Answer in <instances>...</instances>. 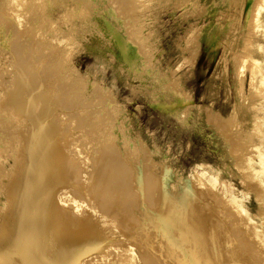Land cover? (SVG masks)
Listing matches in <instances>:
<instances>
[{
  "label": "rangeland",
  "instance_id": "374dc122",
  "mask_svg": "<svg viewBox=\"0 0 264 264\" xmlns=\"http://www.w3.org/2000/svg\"><path fill=\"white\" fill-rule=\"evenodd\" d=\"M248 1H28V5L42 8L41 12H20L22 26L7 21L4 29L7 32L14 24L21 33L8 39L21 36L30 42L23 51L27 47L31 50L30 58L37 64L35 69L40 68L37 71L49 85L47 89L61 94L62 104H51L56 111L55 121L66 128L57 141L63 148L76 145L82 166H87L85 159L92 156L93 150L102 148L111 151L114 158L127 157L131 164H139L135 165L137 172L131 168L133 180L137 179L131 181L135 186H139L142 172L153 176L156 172L157 180L167 172L176 183L167 192L161 190L173 202L176 200V210L183 211L186 197L192 204L206 198L203 204L207 207L208 203L209 210L210 205L215 206L210 210L212 214L218 212L209 218L211 223L221 227L225 220L219 215L223 214L230 224V247L234 244L231 251L243 253L239 254V264H264V229L253 218L263 213L264 206V193L260 191L264 183V123L260 125L263 132L255 134V125L248 122L254 106L248 100L256 99L249 91V72L242 92L236 90L233 78L237 70L233 56L241 52L242 37L248 31ZM210 21L215 24L209 32ZM206 31L209 37L204 41L201 37ZM119 36H123V42ZM128 38L125 43L129 47L124 49ZM8 39L5 51L0 49V96L13 82L14 60L7 52ZM40 84L43 89L45 84ZM91 165L89 162V173ZM87 185L81 181L70 188L71 192L85 191L81 203L86 207L84 216L96 228L86 237L91 245L86 246L84 255L100 251L97 255H102V260L98 264H141L133 258L131 242L133 239L138 247L147 248L161 241L162 235L153 234L149 245L137 235L152 233L158 226L152 219L157 213L154 215L153 210L143 206L141 198L137 199L135 193L139 190L134 186L129 205L109 212L102 210ZM187 185L197 187V194H190ZM138 204L142 206L135 208ZM147 210L149 217L144 215ZM135 223L140 224L134 230ZM169 260L163 263L170 264Z\"/></svg>",
  "mask_w": 264,
  "mask_h": 264
},
{
  "label": "bare ground",
  "instance_id": "6f19581e",
  "mask_svg": "<svg viewBox=\"0 0 264 264\" xmlns=\"http://www.w3.org/2000/svg\"><path fill=\"white\" fill-rule=\"evenodd\" d=\"M28 1L38 4L39 0H0V49L2 51L3 49L5 51L6 42L10 36L14 37L15 34L21 33L17 28L15 29L14 24H12L13 29L10 26L11 30L6 32L4 26H7V21L18 23L17 26L20 27L23 22L20 12L24 15L41 12L42 8L34 4L28 5ZM248 2L245 11L248 31L246 37H242L241 52L233 56L237 65L233 78L236 80V83L234 82L237 85L236 90L242 92L245 74L249 72V91L256 99L248 100L254 105H250L253 109H250V121L248 122L255 125L251 127L255 134H261L263 128L260 125L264 123V0ZM78 12L80 16H84L81 11ZM113 15L111 13L110 16ZM214 24L212 21L208 23L209 32ZM120 36L119 38L123 37ZM208 37L209 33L206 31L201 38L207 41ZM19 38L8 39L10 41L9 47L7 45L9 48L7 52L11 53L12 58H10L15 61V63L13 61L14 67L12 66L14 68L13 82L8 89L2 88L4 92L0 96V264H98V261L102 260V255H97L101 253L100 251L94 253L95 255H84L86 246L91 245L88 243L90 239L86 241V237L92 235L96 228L93 224V226L89 224L90 218L84 216L86 207L81 203L86 197L85 191H70L72 186L81 181L84 186L88 184L87 186L91 187L96 196L95 200L102 210L109 212L111 209L118 210L121 206L129 205L134 198L135 191L132 187L134 186L139 190L135 193L137 199L141 198L142 203H145L143 205L145 208L153 210V214L157 213V216L152 219L158 226L153 228L152 233L146 231L137 233V235L149 245L150 236L153 234L154 236L155 234L162 235L161 241L156 242L155 240L156 246L150 245L147 248L138 247L133 239L131 242L133 258L141 264H164L163 262L167 259H170V264H239L240 253H234V249V252L231 251L234 244L230 247L233 243L229 241L230 224L226 221V217L222 216L223 214L219 215L222 220H225L222 221L221 227L216 228L211 223V217L218 212L214 211L212 214L211 211L215 209V206L212 208L210 205V210L212 209L210 211L208 203L207 207L203 204L205 196H199L204 198L199 202L205 207L196 202L195 205L192 204L191 199L186 197L184 202L182 201L183 211L181 212L175 209L176 200L174 203V199L162 194V190H169L171 184L176 183L175 178L169 174L166 175L167 172L162 177L160 176V180L164 176V179L160 181L154 178L156 172L153 176L142 172L144 171L142 169L143 175L139 177L137 174L140 178L139 186L137 183L135 186L132 183L134 175L131 174V168L135 173L138 170V168L135 169V165L139 164H131L130 158H114L111 151L98 148L93 150V153L91 152V157L85 159L87 166L84 167L79 159L80 152L76 145L69 144V147L63 148L58 143L59 135L64 134L66 128H60V124L55 121L56 111L51 104L56 105L60 102L61 94L57 93L58 90L54 92L48 90L49 85L44 82L43 76L41 77L43 81H40L39 73L41 72H38L39 67L35 69L37 67L34 65L35 60L30 58L31 50L27 47V51L25 52L26 49L23 51L25 46H30V42ZM128 40L129 38L127 41L125 39L124 43ZM122 45L121 43L118 47L121 48ZM127 46L129 47L127 44L124 49ZM40 82L42 86L45 84L46 89L39 87ZM237 99L240 101L239 98ZM236 106H239V103ZM89 162L92 164L90 173L88 171ZM150 166L158 172L155 164L150 162ZM149 170L147 172H151ZM87 175H89V181H86ZM198 184L202 185V183ZM56 187L58 188L54 191ZM261 187L260 191L264 193V183H261ZM196 189L189 188V193L197 194ZM199 192L198 195L202 193ZM69 193L73 195V198L68 199ZM198 195H196L197 198ZM79 205L80 208L83 206L81 210L78 209ZM137 206H142V204L136 205L135 208ZM262 208L264 213V206ZM263 213L253 215V218L255 217L259 226L264 229ZM144 215L149 217L151 214L148 212ZM121 216L125 217L124 214ZM124 219L121 217V222L125 223ZM137 224L140 223L133 224L134 230L137 229Z\"/></svg>",
  "mask_w": 264,
  "mask_h": 264
}]
</instances>
